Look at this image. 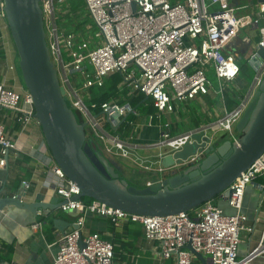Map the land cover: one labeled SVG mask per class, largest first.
I'll list each match as a JSON object with an SVG mask.
<instances>
[{"label":"built area","instance_id":"obj_1","mask_svg":"<svg viewBox=\"0 0 264 264\" xmlns=\"http://www.w3.org/2000/svg\"><path fill=\"white\" fill-rule=\"evenodd\" d=\"M56 0H42L47 28V13L51 14V32L48 41L50 53L66 89L72 108L82 115L87 123L89 137L100 141L103 150L123 157L131 152L118 137L108 134L106 124L113 128L119 123L108 122L112 115L119 117L139 113L129 103H104L102 112L93 114L85 102L84 93L92 86H103L105 79L115 72L125 76L130 94H142L150 98L156 112L148 114L150 125L158 122L161 129L160 145L170 150L181 149L194 141L196 133L211 128L214 132H227L233 140L236 125L247 105L243 99L234 108L226 107V86L237 82L242 76L240 49L250 45L244 59L247 61L264 54V1L255 0L250 5H237L231 0H85L87 9L101 40L92 45L91 39L75 33L60 34L56 13ZM65 2L68 0H57ZM245 9L251 12L242 13ZM8 25L4 0H0V26ZM242 30L245 33L241 35ZM241 40H238V37ZM256 41L254 38H256ZM236 43V45H234ZM63 50L71 58L65 62ZM10 70L14 65H8ZM59 68V67H58ZM213 70L220 87L216 89L209 77ZM80 73L84 80L79 87L72 84L69 74ZM264 75V57L260 72L255 77L257 87ZM215 91L224 100L223 115L209 125L174 136L170 122H162L164 115L176 111L177 103L188 102ZM0 107L12 110L17 120L27 125L35 118V108L30 92L20 91L0 82ZM133 124V123H132ZM18 151L17 143L6 133L0 121V166L7 164L10 152ZM197 154L191 156L194 161ZM135 163L145 170H152L149 160L136 158ZM159 171H163L160 165ZM55 192L65 201L61 211L78 210L110 219L114 224L127 220L142 224L148 240L161 245L163 258L176 256V264H194L195 255L188 250L189 244L208 258V264H253L255 257L264 255V230L261 241L245 260H239L241 230L247 215L243 211L245 192L249 185L264 175V155L254 162L218 198L229 201L235 213L228 214L214 201L204 203L192 213L167 216H142L114 208L99 200L85 202L75 196L79 186L67 177L56 163ZM149 182L147 185H151ZM26 187L28 182H24ZM229 191H232L229 196ZM77 228L66 232L58 242V250L51 264H115V245L96 233L84 234L85 221L81 217ZM42 223L32 225L41 229ZM85 244L80 245V238Z\"/></svg>","mask_w":264,"mask_h":264},{"label":"water","instance_id":"obj_2","mask_svg":"<svg viewBox=\"0 0 264 264\" xmlns=\"http://www.w3.org/2000/svg\"><path fill=\"white\" fill-rule=\"evenodd\" d=\"M4 8L19 55L23 82L33 98L35 118L41 124L56 163L79 186L81 192L76 199L88 197L142 216L188 213L217 199L264 155L263 75L259 85L250 91L244 113L236 125L237 141L208 128L196 133L194 141L181 149L172 151L161 145L158 149L168 148L169 151L164 150L158 156V163L163 167V171L158 170L160 179L143 187L132 185L122 177L100 144L89 137L87 123L79 121L69 105L66 89L50 53L42 0H4ZM238 40H241L240 36ZM250 47L248 44L240 49V61ZM263 57L261 49L258 56L248 60L256 74L260 72ZM128 117L120 118L115 113L107 121L115 120L121 124ZM196 154V159L189 161ZM228 193L231 196L232 191ZM23 196L16 192L0 197V214L8 206L28 209L35 214L39 210L52 213L65 202H59L57 198L49 202H28ZM54 224L61 232L66 224L77 228L76 224L62 218H56ZM82 236L79 242L84 247ZM187 248L207 264V258L191 244Z\"/></svg>","mask_w":264,"mask_h":264},{"label":"crops","instance_id":"obj_3","mask_svg":"<svg viewBox=\"0 0 264 264\" xmlns=\"http://www.w3.org/2000/svg\"><path fill=\"white\" fill-rule=\"evenodd\" d=\"M254 2L253 0H250ZM0 82L20 91H27L21 72L19 71V55L13 41L9 26H0ZM14 65L10 70L8 65ZM241 92L237 90L235 94ZM235 96V95H234ZM222 96L211 91L188 102L177 103L176 111L164 115L162 122H170L171 133L174 136L209 125L223 115L224 100ZM235 97H232L234 99ZM226 107L229 104L226 100ZM234 108V107H233ZM148 114L134 122L133 130L122 135L110 123L106 124L108 134L118 136L130 150L128 157L108 153L112 163L132 185L146 186L149 182L160 179L158 156L165 149L161 146V129L158 122L149 123ZM12 110L1 109L0 121L6 128L8 136L17 143L18 151H11L7 164L0 166V197L10 193L20 192L28 202L42 200L49 202L57 198L63 199L55 192V176L52 172L56 164L49 149L41 124L33 118L25 127L17 120ZM130 116V115H129ZM180 126L186 127L180 129ZM236 136L239 137L238 132ZM103 148V144L96 140ZM164 148V147H163ZM149 160L152 170H145L135 163V159ZM146 177L145 183L143 178ZM28 182L26 187L24 182ZM214 203L226 213L233 214L235 210L228 200L217 198ZM243 211L247 215L241 230V244L239 260L243 261L261 241L264 230V175L255 184L247 187L244 198ZM83 217L85 221L84 234L96 233L112 241L115 245V264H176V256L163 258L160 255L161 245L157 241L148 240L142 224L131 221H121L114 224L110 219L92 213L64 212L60 209L52 213L39 210L37 214L24 208L8 206L0 214V264H51L58 250L61 237L73 229L71 224L65 225L64 232L58 230L54 224L56 218H62L73 225ZM42 223L41 229L34 230L32 225ZM208 264V258L207 262ZM253 264H264V255L255 257ZM194 264H204L195 256Z\"/></svg>","mask_w":264,"mask_h":264},{"label":"trees","instance_id":"obj_4","mask_svg":"<svg viewBox=\"0 0 264 264\" xmlns=\"http://www.w3.org/2000/svg\"><path fill=\"white\" fill-rule=\"evenodd\" d=\"M69 1H71V3H69ZM65 2H67V8L65 10L62 9L63 19H66L64 28L67 31H65L83 37L86 30H88L87 25L91 27V22L93 21L87 9L85 0H68ZM68 17L71 18L69 21H67ZM76 19H81V21L77 24L75 23ZM0 56H3L2 52H0ZM130 90L128 84L125 83V76L120 72H115L105 79L103 86H92L87 89L84 93V98L85 102L90 106V111L93 114L101 113L102 105L104 103L118 102L121 105L129 103L135 108L139 113V116L130 114L124 122L115 128L116 133L122 135L133 130V124L137 118L145 114L156 112V107L154 106L152 99L146 98L144 95L138 93L130 94ZM244 95L245 94L242 91L235 94V100L231 98L232 100L228 102L229 106L233 108L238 105L239 102L243 101ZM76 115L79 121H84L78 110ZM83 200L85 202H90L93 199L85 197ZM189 213H192V211Z\"/></svg>","mask_w":264,"mask_h":264},{"label":"rangeland","instance_id":"obj_5","mask_svg":"<svg viewBox=\"0 0 264 264\" xmlns=\"http://www.w3.org/2000/svg\"><path fill=\"white\" fill-rule=\"evenodd\" d=\"M232 2L236 3L237 5H241V6H245V5H250L252 3V1L250 0H231ZM254 1V0H253ZM256 2V1H255ZM69 3H71V1H69ZM55 13H56V20H57V26L59 29L60 34H62L63 32H66L67 30L64 28V23L66 22V19H63V12L62 9H66L67 8V2H59V1H55ZM47 6H48V0H47ZM247 12H251V9H245L244 11H242V13H247ZM47 39L48 41L50 40V32H51V14L47 13ZM71 18L68 17L67 21H69ZM81 21V19H76L75 23H79ZM88 30H86V33L84 34V37L87 39H91L92 45L97 42H99L101 40L100 37H96V33L98 31L94 21L91 22V27L89 25H87ZM66 30V31H65ZM245 33V30H242L241 35H243ZM255 41L257 39L254 38ZM63 56H64V60L65 62H68L71 60V58L67 55V53L63 50ZM19 62V59H18ZM240 65L243 67V72L242 75L244 76V83L242 81H237L234 83H228L226 86V92H225V97L227 102H230L232 99V97H234L235 92H237V90H240L242 92H245L248 90V88L250 87V85H252L253 81L255 80V72L252 70V68L249 66L248 61L246 59H243L240 61ZM19 67V66H18ZM59 67V68H58ZM57 68L60 70L61 74H62V69L60 67V65L57 64ZM20 71V70H19ZM21 72V71H20ZM60 74V73H59ZM70 80L72 82V84H74V86L79 87L83 80L84 77L80 74V73H73V74H69ZM209 77L211 79V81L213 82V85L216 89H219L220 87V83L219 80L217 79L215 73L213 70H211L209 72ZM23 80V79H22ZM245 98V96H244ZM222 98H218L217 102L220 101ZM235 100V99H234ZM69 105L72 106V103L70 102V100H68ZM241 102H239L238 104H240ZM229 104V103H228ZM229 109H232V107H229ZM75 113H77V110L75 109ZM186 127L180 126V129H184ZM88 129V128H87ZM237 133V131H235ZM220 135H225L227 138H231V136L224 131H218L217 132ZM182 134V133H181ZM180 135V134H179ZM178 136V135H177ZM147 175H145V177L143 178V183H145L146 181V177Z\"/></svg>","mask_w":264,"mask_h":264},{"label":"flooded vegetation","instance_id":"obj_6","mask_svg":"<svg viewBox=\"0 0 264 264\" xmlns=\"http://www.w3.org/2000/svg\"><path fill=\"white\" fill-rule=\"evenodd\" d=\"M243 59H244V58H243ZM243 59H242V60H243ZM255 77H256V73H255ZM238 81H242V82H243V81H244V76L242 75V76L240 77V79H238ZM243 83H244V82H243ZM254 86H255V85L252 83V85H250V87L248 88V90L245 92V95H244V96H245V98H244L245 100H247V98L249 97L250 91L253 90Z\"/></svg>","mask_w":264,"mask_h":264}]
</instances>
